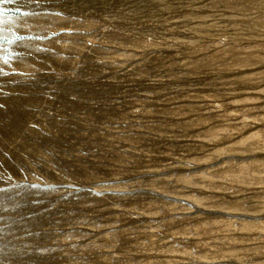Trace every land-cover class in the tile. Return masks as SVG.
Returning a JSON list of instances; mask_svg holds the SVG:
<instances>
[{
    "label": "rangeland",
    "instance_id": "374dc122",
    "mask_svg": "<svg viewBox=\"0 0 264 264\" xmlns=\"http://www.w3.org/2000/svg\"><path fill=\"white\" fill-rule=\"evenodd\" d=\"M0 12V264H264V0Z\"/></svg>",
    "mask_w": 264,
    "mask_h": 264
},
{
    "label": "snow or ice",
    "instance_id": "6c2138e0",
    "mask_svg": "<svg viewBox=\"0 0 264 264\" xmlns=\"http://www.w3.org/2000/svg\"><path fill=\"white\" fill-rule=\"evenodd\" d=\"M0 2L9 3V2H12V0H0ZM3 17H4V13L0 12V50H2V45L5 42L3 40V27H2L3 26ZM0 59H3V57L0 56Z\"/></svg>",
    "mask_w": 264,
    "mask_h": 264
}]
</instances>
